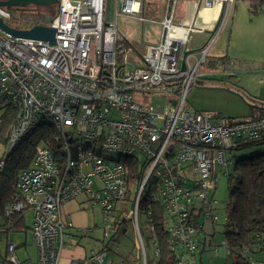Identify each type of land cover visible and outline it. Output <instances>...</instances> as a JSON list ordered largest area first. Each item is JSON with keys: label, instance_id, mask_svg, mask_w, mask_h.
<instances>
[{"label": "built area", "instance_id": "built-area-1", "mask_svg": "<svg viewBox=\"0 0 264 264\" xmlns=\"http://www.w3.org/2000/svg\"><path fill=\"white\" fill-rule=\"evenodd\" d=\"M58 1L57 11L43 25L55 30L53 43L13 38L0 29V127L4 115L11 120L0 140V172L37 127L56 131L57 147L37 146L29 168L16 178L5 218L26 222L31 214L39 264H60L70 245L65 239L76 228L64 209L84 195L99 207L103 238L109 240L83 261L68 264H120L107 260L109 243L129 220L138 255L123 257L121 264H148L139 218L146 216L153 236L151 207L158 204L175 264H199L204 228L219 222L216 192L221 176L230 174L234 144L264 137V117L223 123L186 109L188 93L200 86V69L215 34L199 53L185 54L196 25L176 24L169 16L161 20L162 40L139 50L121 44L118 21H146L144 0H114L113 20L108 0ZM235 1L199 4L226 7V15ZM0 18L7 23L12 16L0 7ZM152 97L166 99L165 107L158 109ZM188 170L193 177L186 176ZM97 180L100 185L94 188ZM10 228L12 224L0 227V234ZM6 243L0 264H23L17 245ZM153 244L158 260L155 238ZM222 246L230 255L227 243Z\"/></svg>", "mask_w": 264, "mask_h": 264}, {"label": "rangeland", "instance_id": "rangeland-1", "mask_svg": "<svg viewBox=\"0 0 264 264\" xmlns=\"http://www.w3.org/2000/svg\"><path fill=\"white\" fill-rule=\"evenodd\" d=\"M236 3L243 7L239 15L236 16L232 4L231 8H229L225 15L226 17L223 24L215 31L214 37L216 38V36L218 37L219 35L221 37V40L217 43L220 49V64L214 69H211L209 66L210 61L214 59L213 54L214 51H216L215 47V50L213 49V51L210 52L207 61L200 69L203 73L200 82H203L204 84L202 86L193 87L188 93L186 99V109L189 111L205 113L212 117L213 120H218L223 123H229L233 120L250 119V114L253 112L251 106L253 107L254 104H257L258 99L264 101V61L263 63H256L254 61L264 60V9L262 8L261 10L258 6L253 8L252 10L255 12V15L252 14L253 16H251V10L248 11V9L243 6V4L246 3L245 1L237 0ZM145 4L146 17H151L159 11V8L164 2L163 0H145ZM57 8L58 4H53L48 7L30 5L23 8V10H8L7 8H4L10 13V16H12V19L6 24L10 28L18 30H28L33 26L36 27L40 24L43 26L46 24L44 22V17L53 16L57 11ZM114 9V0H108L107 10L109 12V20H113L115 16ZM250 16L253 19L252 21L250 20L251 18H249ZM122 21L123 20H119L118 23L120 32L125 29L123 28L124 23ZM230 30L233 32L231 41H229L231 34ZM254 32L258 33L257 37H255L256 34ZM143 35L144 38L142 41H140L141 37H139V41L135 42V39H137L136 36L133 34L122 33L121 40L125 41L124 44L132 45L141 50L142 48H140V46L150 43L148 35ZM128 41L134 43H129ZM259 41L263 44H258ZM257 44L259 48L255 47ZM208 87H217L219 89H206ZM221 89L228 90L222 91ZM233 92L243 95L244 99ZM166 102L167 100H164L163 98L152 97L151 99V103H153L158 109H163ZM39 145H42V143ZM261 150L262 149L258 148L248 149L242 153L232 151V158H230L228 166L229 173L231 174L234 172L238 159L246 156H253ZM2 151L3 147L0 146V154ZM187 172L186 176L189 178L193 177L192 170H188ZM227 181L228 180L224 175L221 176L219 192L217 195L220 199L223 195H226V190L228 188ZM99 185L100 183L97 180L94 188H97ZM73 202L78 206V209L75 208L77 213L79 212L85 218L83 224L86 228L85 231L82 232H76L77 229L71 231L73 236L65 239L66 242L70 244L66 249L71 251L73 247L74 249L76 248V245L82 251H96L101 249L108 243L109 239L103 238V215L99 207L95 206V204L92 201H89L87 196L84 195L71 203ZM226 202L227 199L220 201V206L216 211L219 222L215 224L214 231L213 228H210L212 225L210 223L204 228V233L207 236V253L202 258L203 263L200 264H235L237 261L235 256H227V250L225 246H222L226 240L224 233H222L223 225L227 222L224 208ZM68 210L72 214L74 208L70 205ZM64 212L68 213L66 210H64ZM26 216L25 226L20 228L21 231H19V233L10 232V239L19 246L17 255L20 258V262L23 264H39V254H37L38 249L32 241L33 234L29 229L32 225V216L31 214ZM4 223L5 220L0 217V225H3ZM139 224L148 252V260L157 261L153 244L154 238L150 235L147 219L144 214L140 215ZM135 239L136 230L132 221L129 220L126 222V227H123L120 233L114 237V242L112 243L111 241L109 243L112 252L109 254L107 260L111 259L121 264L123 257H137L138 252L135 249ZM5 242L6 241L1 242L2 246H5ZM23 244H26V246H21ZM215 248H219L220 252L218 254L213 251ZM254 256L256 257L255 260H258V255Z\"/></svg>", "mask_w": 264, "mask_h": 264}, {"label": "trees", "instance_id": "trees-1", "mask_svg": "<svg viewBox=\"0 0 264 264\" xmlns=\"http://www.w3.org/2000/svg\"><path fill=\"white\" fill-rule=\"evenodd\" d=\"M241 1L251 4L252 9L257 6L261 10L264 9V0ZM121 44L124 45V42L121 41ZM215 64L210 63V68H216L217 63L215 62ZM252 109L250 119L264 117V105H254ZM10 124L11 120L4 115L3 124L0 127V140H3V135L5 136ZM55 135L56 131L52 128L37 127L10 153L5 169L0 172V217L5 220V223L0 227L12 224V228L1 234L18 233L20 228L25 226L24 221L15 223L12 219L5 218L4 212L15 195L16 178L22 171L29 168L37 146L44 143L56 151ZM234 145L232 150L238 153L248 149H262L253 156L237 160L234 172L227 178L228 198L224 207L227 222L223 225L222 233H224L225 242L231 250V254L227 256H235L237 258L235 264H251L252 256L264 251V137L249 142L238 141ZM146 203L145 200L144 204ZM151 211L152 224L154 225L153 236L158 242L160 255L157 261H148V264H175L169 250V236L163 222L165 213L158 204L153 205ZM9 221L11 222L8 223ZM203 234H205L204 231ZM206 242L207 240L204 239L201 247L206 246Z\"/></svg>", "mask_w": 264, "mask_h": 264}, {"label": "crops", "instance_id": "crops-1", "mask_svg": "<svg viewBox=\"0 0 264 264\" xmlns=\"http://www.w3.org/2000/svg\"><path fill=\"white\" fill-rule=\"evenodd\" d=\"M237 1V0H236ZM236 1L233 3V11H235L236 16L239 15V13L241 12V9H243L242 6L238 5V3H236ZM164 4L161 5V7L159 8V11L154 15V16H149L146 17V4H145V0L144 3L142 5V16L144 17V19H146V21L144 22H140L137 19H129V18H124V19H120L123 20L122 23L123 24V31L121 30V34L125 33V34H133L134 36H136L137 39H135V42L139 41V37H141V40L144 38L143 34L148 35L150 43L144 44V46H140V48H142L141 50H144L146 45H150V44H156L159 43L162 40V26H161V20L166 18V17H172L173 22L175 21L176 24H181V23H194L196 25V31L193 32L190 36V39L187 43V47L184 50V53H199L200 50H202L203 48H205L207 46V44L209 43L210 39L212 38V35L215 34V31L223 24L224 20H225V11H226V7H221L220 5H214L211 8H204L202 5L199 4V0H163ZM236 3V4H235ZM232 5V4H231ZM231 5L228 6L229 8H231ZM243 6H245L244 8L251 10V16L255 15V13L252 11V6L251 4L245 3L243 4ZM229 10V9H228ZM253 14V15H252ZM251 16L249 18H251ZM251 21L253 20L252 18L250 19ZM119 23V21H118ZM126 24V25H125ZM137 24V26H136ZM127 27V28H126ZM232 30H230L231 32ZM256 31V30H254ZM232 33L230 34V38L229 41H231L232 39ZM255 37H257L256 32H254ZM219 40H221L220 35L215 39V41L213 42V46L210 49V51L208 52V55L210 54L211 51H213V49L216 47V51H214V59L212 61H210V63L215 64V62L217 63V65H219V60L221 59L219 57L220 55V49H219V45H217V43H219ZM124 43L125 41L122 40ZM129 43L131 41H128ZM134 43V42H131ZM258 44H263L261 41L258 42ZM255 45V47L259 48V46ZM139 46V45H136ZM215 50V49H214ZM208 58V56H207ZM256 63L257 62H261L263 63L264 60H254ZM216 65V64H215ZM252 71V70H250ZM201 86L204 84L203 82H200ZM263 102V103H262ZM254 105H264V101H262L261 99H258L257 104ZM252 108V107H251ZM252 114V113H251ZM250 114V115H251ZM219 189L216 192V196L218 195ZM221 196V195H220ZM226 196V197H225ZM222 197V196H221ZM228 197V188L226 190V195H223V197L220 199V201H224L225 199H227ZM73 207L74 210L72 212L71 215H73V221H74V225H75V229L76 232H82L85 231L84 227L85 225L84 223V217L82 216V214H80L79 212L77 213V210H75V208H77L78 206L73 202V203H69V205H67L65 207L64 210H66V212H70L68 209L69 207ZM78 209V208H77ZM71 213V212H70ZM214 226L211 225V229L213 228L214 231ZM21 231V229H20ZM19 233V232H18ZM73 235V234H72ZM209 236V235H208ZM206 239L207 240V236L206 234L203 235V240ZM4 241H10L12 242V240L10 239V235L8 234H0V252L1 255L6 254V244L5 246H2L1 242ZM14 243V242H13ZM207 245V244H206ZM21 246H26V244H23ZM19 248V246H17ZM207 246H202L201 250L198 252L197 254V258L196 260L198 261V263H203V256L207 253ZM91 251L94 250H90V251H85V250H81L78 248V246L76 245V248L74 249V247L71 249V251H68L66 248L64 251H62V258L60 261V264H68L71 259H77L80 261H83L84 258H86ZM64 252V253H63ZM220 252V250H219ZM218 252V253H219ZM216 253V254H218ZM227 255V252H226ZM254 255H258V260H255V256ZM253 255V261L255 262V264H264V251L259 252V253H255ZM73 256V257H72ZM125 258V257H124Z\"/></svg>", "mask_w": 264, "mask_h": 264}, {"label": "water", "instance_id": "water-1", "mask_svg": "<svg viewBox=\"0 0 264 264\" xmlns=\"http://www.w3.org/2000/svg\"><path fill=\"white\" fill-rule=\"evenodd\" d=\"M58 0H0V7L7 8L8 10H20L25 7H28L30 5L38 6V7H48L53 4H58ZM50 20V16L44 17V21L48 22ZM0 29L4 31L5 33L9 34L13 38H23L24 39H32V40H45L50 41L51 43L55 42L54 35L55 30L51 27H45L41 25H37L36 27L33 26L31 29L28 30H18L14 28H10L1 18H0ZM209 90H215L219 89L217 87L215 88H206ZM222 91H227L228 89H221ZM234 94H237L239 97L243 98V95L238 94L236 92H233Z\"/></svg>", "mask_w": 264, "mask_h": 264}, {"label": "flooded vegetation", "instance_id": "flooded-vegetation-1", "mask_svg": "<svg viewBox=\"0 0 264 264\" xmlns=\"http://www.w3.org/2000/svg\"><path fill=\"white\" fill-rule=\"evenodd\" d=\"M2 1H5V0H2Z\"/></svg>", "mask_w": 264, "mask_h": 264}]
</instances>
